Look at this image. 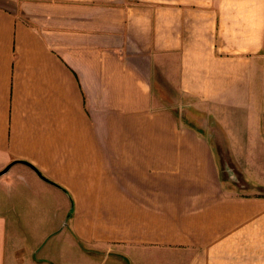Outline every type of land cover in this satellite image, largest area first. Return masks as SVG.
<instances>
[{"label":"crops","instance_id":"1","mask_svg":"<svg viewBox=\"0 0 264 264\" xmlns=\"http://www.w3.org/2000/svg\"><path fill=\"white\" fill-rule=\"evenodd\" d=\"M263 76L264 0H0V264H264V195L158 91L261 152Z\"/></svg>","mask_w":264,"mask_h":264},{"label":"rangeland","instance_id":"2","mask_svg":"<svg viewBox=\"0 0 264 264\" xmlns=\"http://www.w3.org/2000/svg\"><path fill=\"white\" fill-rule=\"evenodd\" d=\"M158 91L162 94L163 100L172 102L170 107L178 114L180 123L195 127L207 139L212 147L221 184L229 194L264 195L263 188L250 186L245 181V174L250 173L253 179H256L259 173L264 174V149L259 151L258 137L243 136L246 124L242 113L218 111L205 104L189 103L177 90L169 87ZM249 139L252 140V147L249 145ZM262 139L264 140V137ZM250 160L251 165L248 164ZM91 264L105 263L96 260Z\"/></svg>","mask_w":264,"mask_h":264},{"label":"water","instance_id":"3","mask_svg":"<svg viewBox=\"0 0 264 264\" xmlns=\"http://www.w3.org/2000/svg\"><path fill=\"white\" fill-rule=\"evenodd\" d=\"M8 168H5L4 170H2V172H0L1 174H4L7 171Z\"/></svg>","mask_w":264,"mask_h":264},{"label":"trees","instance_id":"4","mask_svg":"<svg viewBox=\"0 0 264 264\" xmlns=\"http://www.w3.org/2000/svg\"><path fill=\"white\" fill-rule=\"evenodd\" d=\"M36 172H37V174L40 176V177H42L41 175H40V173L35 169V168H33ZM43 178V177H42ZM46 181H48V180H46Z\"/></svg>","mask_w":264,"mask_h":264}]
</instances>
